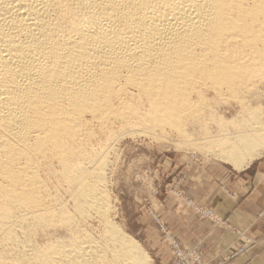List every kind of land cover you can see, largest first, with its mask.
<instances>
[{
    "label": "bare ground",
    "instance_id": "bare-ground-1",
    "mask_svg": "<svg viewBox=\"0 0 264 264\" xmlns=\"http://www.w3.org/2000/svg\"><path fill=\"white\" fill-rule=\"evenodd\" d=\"M259 86L264 0H0V264H148L110 218L118 135L95 141L115 125L190 139L237 102L206 151L243 170L264 152ZM92 218L103 237L79 233Z\"/></svg>",
    "mask_w": 264,
    "mask_h": 264
},
{
    "label": "rangeland",
    "instance_id": "rangeland-1",
    "mask_svg": "<svg viewBox=\"0 0 264 264\" xmlns=\"http://www.w3.org/2000/svg\"><path fill=\"white\" fill-rule=\"evenodd\" d=\"M258 89L255 88L250 93H256L257 91L259 93L261 91L262 94L260 95L262 98L256 97L254 101H251L249 103V107L251 108L249 109L255 108L260 113L259 120L264 122V86H259ZM231 104L214 105L216 113L221 116L220 120L216 118V120L214 119L215 121L212 120L210 123L204 122V125L201 123L202 125H197L196 128L189 125L186 126L187 132L193 133L191 134L193 135L190 138L191 140L169 129L166 135H147L145 132H141L140 134L136 132V134L133 133L131 135L124 133L122 135L120 127L115 125L95 141V148L97 149L102 148L108 142L114 144L112 145L114 146L112 151L109 153L110 163H108L106 171V173L108 172L106 174V190L108 189L110 207L112 206L110 218L120 227V232L127 236H132L137 240L140 248L148 255V264H161L159 261L162 258L157 257L159 245L172 254L173 261L171 264H190L194 262L196 255H200L201 261L204 264H210L209 258L211 257H207V252L211 251V247L213 246L211 245V239H208L207 242L204 241L205 243L184 242L173 233L168 225L167 218L165 217L166 209L168 208L166 204L169 201L172 202V198L173 200L180 198L184 201L185 205L206 216L207 222L205 221L202 229H200L201 234L204 236L210 232L211 223H214V221L216 224L226 227L225 219H217L210 211L197 205L194 199L188 197V195L203 196L205 188H202L200 185L195 188L189 187L190 183L187 179H189L190 171L195 170L197 167L209 166L218 173L220 172L219 170L223 169L242 171L241 169H234L230 164L216 158L210 151H206V145L209 148L207 150L216 147L217 139L215 137L224 132H222L224 126H231V128L238 127V121L240 120V113L238 115V112L241 111L242 106L237 102H232ZM237 115L239 118L236 121L235 117ZM205 123L208 125L206 126ZM112 131L118 136L114 138L115 140L111 139L108 141V133H113ZM118 137L120 138L117 139ZM210 142L214 144L212 145ZM263 157L264 152L256 159ZM222 187L226 189L225 186ZM59 195L63 202L66 201L65 203L69 209L73 210L75 207L73 196L68 194L64 188L60 189ZM92 219L84 221L85 224H81V228H79L80 226L78 227L79 230H82L77 231L81 235L90 234V236L96 238L103 237L105 229L102 220L98 218ZM213 219L215 220L213 221ZM56 232L53 237L61 233L59 230ZM210 235L214 239L216 238L215 234L211 233ZM43 238L44 236H42L41 232L38 240L44 242L45 239ZM238 239L230 247L234 252L216 264H222L228 259L246 252L256 243L255 239L249 238L246 235H240ZM179 249H181V254ZM184 257H187L186 261L183 260Z\"/></svg>",
    "mask_w": 264,
    "mask_h": 264
},
{
    "label": "crops",
    "instance_id": "crops-1",
    "mask_svg": "<svg viewBox=\"0 0 264 264\" xmlns=\"http://www.w3.org/2000/svg\"><path fill=\"white\" fill-rule=\"evenodd\" d=\"M219 171L218 173L209 166L190 171L187 179L189 187L200 185L205 190L203 196L188 197L217 219H225L226 227L216 224L213 219L210 232L204 236L200 229L207 222V217L185 205L180 198H172V202H166L168 208L165 217L168 225L186 243H202L211 239L213 246L206 254L211 257L210 264L229 257L234 252L230 248L231 244L239 240L240 235L255 239V245L222 264H264V157L254 160L242 171ZM211 233L216 235L215 239ZM157 257L162 258L159 261L161 264H171L173 261L172 254L161 245Z\"/></svg>",
    "mask_w": 264,
    "mask_h": 264
},
{
    "label": "built area",
    "instance_id": "built-area-1",
    "mask_svg": "<svg viewBox=\"0 0 264 264\" xmlns=\"http://www.w3.org/2000/svg\"><path fill=\"white\" fill-rule=\"evenodd\" d=\"M179 251H180V254H181V249H179ZM183 260L186 261L187 257H184ZM190 264H204V263H203V261H201L200 255H196V257L194 259V262H191Z\"/></svg>",
    "mask_w": 264,
    "mask_h": 264
}]
</instances>
